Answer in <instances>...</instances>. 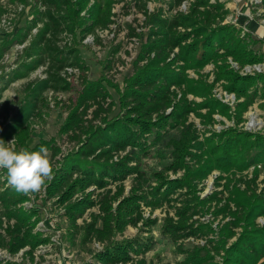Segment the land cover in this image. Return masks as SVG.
Wrapping results in <instances>:
<instances>
[{
	"label": "trees",
	"instance_id": "trees-1",
	"mask_svg": "<svg viewBox=\"0 0 264 264\" xmlns=\"http://www.w3.org/2000/svg\"><path fill=\"white\" fill-rule=\"evenodd\" d=\"M149 1H162L163 5L150 10ZM184 1L132 0L144 14L148 33L132 63V73L125 77V89L116 88L119 97L115 100L108 88V84L113 85L110 81H84L78 104L62 128L81 145L65 155L59 166L51 163L53 179L46 184L47 192L65 208L71 226L82 231L84 243L105 244L97 253V264H157L146 254L156 242L152 230L159 219L153 213L165 206L161 232L183 256L179 264H264V224L258 222L264 218V181H258L264 168V133L236 127L201 131L191 119L194 115L208 126L216 122L217 112L232 116L231 106L213 94L214 86L225 80L226 91L245 98L237 105L241 120L259 95L258 82L264 83V74L243 75L229 57L242 68L263 62L264 54L249 49L247 38L236 27L223 24L230 15L224 1L190 0L186 11L180 9ZM121 2L40 0L33 4L32 24L43 25L26 50L28 57L11 78L27 76L40 66H45V77L29 83L30 102L0 139L5 142L15 137L26 150L45 146L53 150V156L59 154V147L49 141L30 147L27 139L34 119L40 116L45 92L67 91L70 83L63 73L69 68L88 70L79 49L64 40L78 36V32L82 37L94 34L99 40L97 30L110 28L114 5ZM131 31L136 34L135 28ZM19 35L23 37L16 39L23 42L28 34ZM12 40L0 45V58ZM209 64L215 65L212 83L201 74ZM189 70L198 72L199 77H192ZM190 94L202 100L191 99ZM118 105L120 111L111 116ZM174 131L178 135H172ZM164 140L172 149V161L149 176L140 168L141 156ZM252 167L250 176L247 171ZM182 170L183 176L170 178L169 172ZM215 170L221 172L216 184L222 188L200 197L199 185ZM3 184L1 213L7 217V225L0 217V248L17 254L29 247L25 257L34 261L35 250L48 238L35 231L32 217L36 211L19 208L28 196L17 193L5 181ZM211 210L219 220L217 237H210L216 231L213 222L200 219ZM87 213L89 219L77 223ZM129 226L139 229L138 237L114 240ZM191 238L205 242L188 246L186 241ZM0 264L14 263L0 258Z\"/></svg>",
	"mask_w": 264,
	"mask_h": 264
},
{
	"label": "rangeland",
	"instance_id": "rangeland-1",
	"mask_svg": "<svg viewBox=\"0 0 264 264\" xmlns=\"http://www.w3.org/2000/svg\"><path fill=\"white\" fill-rule=\"evenodd\" d=\"M38 1L40 0H0V12H2L0 14V45L13 39L12 42L8 43V49L5 50V53L0 58V137L16 115L30 102L31 90L29 83L36 82L45 77V66H40L27 76L15 79L11 78L13 71L18 69L21 63L28 57L26 50L43 25L42 23L32 24L34 18L32 7ZM221 1L225 2L230 12V15L223 24L236 27L240 31L241 36L247 38L246 44L249 45V49L264 54V0ZM131 2L132 0H122L121 3L114 5V22L110 25L109 29L97 30L100 36L99 40H96V35L94 34L82 37L79 32L78 36L74 38L73 36H68L64 40L79 49L81 58L88 65V70L82 72L79 69L70 70L69 68V70L63 73L70 83L69 89L60 92H54L53 90L45 92L43 100L39 105L41 109L40 116L34 119L30 132L31 136L27 139V145L30 147H35L42 141H49L52 146L59 147L60 152L55 156H53V150L48 149L50 161L56 167L59 166V161L64 159L65 155L78 150L81 145L77 141H72L68 134L63 133L62 128L67 122L72 109L78 104L84 87V81H96L102 78L110 81L114 86L108 84V88L115 100H118L119 97L116 88L122 91L126 87L125 77L132 73V63L137 57L148 33L147 27L143 24L145 19L144 14L134 5V2H132L131 6ZM161 5H163L162 1H149L148 4L150 10H155ZM132 28H135L136 31L134 33L136 34H132ZM21 32L28 34L23 42H19L16 39V36L23 37L19 35ZM228 61L243 75L264 74V61L247 64L242 68L234 62L232 57H229ZM214 70L215 65L209 64L201 71V74L205 75L209 83H212L215 79L216 72ZM189 72L192 77H199L198 72L194 70H189ZM7 80L10 81L4 86ZM225 83H227L225 80L218 82L213 88V94L231 106L232 116H226L217 112L214 114L216 122L205 126L199 118L192 115L191 119L196 122L198 129L201 131L212 129L221 132L223 129L236 127L252 133H264V83L261 80L258 82L260 83L259 95L243 112L241 120H238L237 113L239 112L237 105L243 102L245 98H238L234 92L226 91L223 86ZM189 96L191 99L197 101L202 100L201 97L191 94ZM119 111L118 105L111 116L117 114ZM172 135L176 136L178 132L174 131ZM13 138L15 137L7 139L5 143H8ZM15 140L18 150L26 149L17 144V138ZM171 161L172 149L166 146V140H164L153 145L149 154L141 156L140 168L153 177L155 173L163 170ZM253 169L252 167L247 171L250 176H252ZM220 173L219 170L213 171L199 185L198 189L200 191L198 193L200 197L203 198L213 191L222 188L216 184V177ZM183 174L184 170L178 174L169 172L172 179L181 177ZM0 175L2 178L0 187H2L4 185L3 181L8 184L6 170L0 169ZM258 181L260 183L264 181V168L261 170ZM222 182L224 183L225 180H222ZM126 185L127 188L130 187L131 179L126 182ZM240 185L242 188L245 187L241 183ZM2 190L0 189V191ZM1 206L0 201V217L5 220L7 217L1 213ZM19 208H25L28 212L36 211L32 217V220L36 222L35 231H39L43 237L48 238V241L44 242L36 250L38 256H35L36 259L34 261L29 259V257L26 258L22 252L13 254L8 248H4L2 256L7 257L9 262L14 264H97V253L104 249L105 244L99 241L84 243L82 231L77 232L71 226V219L67 215L65 208L59 204L56 197L48 195L47 187L38 193L28 196ZM166 209L167 207L165 206L155 210L153 213V217H158L159 219L157 225L152 230L156 242L154 247L147 252L146 256L157 264H179L183 256L176 252L172 241L161 232ZM92 211H97V208H93ZM145 211L146 215H149V208H146ZM171 212L173 213V209H171ZM88 213L84 218L78 219L77 223L82 224L83 219H89ZM200 219L204 222H213V227L216 231L211 233L210 237H217L219 220L214 219L212 210L201 214ZM258 222L261 225L264 224V218H259ZM139 232L138 228L129 226L123 234L118 233L114 240L135 239L138 237ZM147 235L145 233L144 237L146 238ZM235 239L234 237L231 241ZM204 242V239L194 240L191 238L189 241H186V244L191 246L194 243L203 244ZM217 259L222 261L221 256H218Z\"/></svg>",
	"mask_w": 264,
	"mask_h": 264
},
{
	"label": "clouds",
	"instance_id": "clouds-1",
	"mask_svg": "<svg viewBox=\"0 0 264 264\" xmlns=\"http://www.w3.org/2000/svg\"><path fill=\"white\" fill-rule=\"evenodd\" d=\"M0 169L6 170L8 184L26 196L42 191L53 179V167L49 150L41 146L39 150L17 149L13 138L8 143L0 139Z\"/></svg>",
	"mask_w": 264,
	"mask_h": 264
},
{
	"label": "built area",
	"instance_id": "built-area-1",
	"mask_svg": "<svg viewBox=\"0 0 264 264\" xmlns=\"http://www.w3.org/2000/svg\"><path fill=\"white\" fill-rule=\"evenodd\" d=\"M189 2H190V0H185V1L182 3V5L180 6V9L186 11V10L188 9ZM70 70H73V69L70 68ZM4 223H5V225H7V219L4 220ZM42 245H43V244L39 245V246L37 247V249H38L39 247H41ZM27 249H29V247H25V248H23L20 252H22L23 254H25V251H26ZM37 249H36V250H37ZM2 250H4V248H0V258L3 259V260H7V259H8L7 257H3V256H2V254H3L2 252H4V251H2ZM36 250H35V252H34V255L37 257L38 255L36 254V253H37ZM20 252H19V253H20ZM26 258H27V257H26ZM35 259H36V258H35Z\"/></svg>",
	"mask_w": 264,
	"mask_h": 264
}]
</instances>
